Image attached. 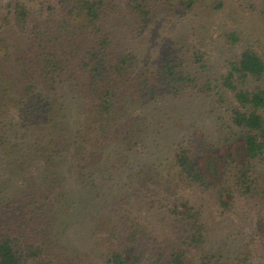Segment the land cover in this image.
Returning a JSON list of instances; mask_svg holds the SVG:
<instances>
[{"label": "trees", "instance_id": "1", "mask_svg": "<svg viewBox=\"0 0 264 264\" xmlns=\"http://www.w3.org/2000/svg\"><path fill=\"white\" fill-rule=\"evenodd\" d=\"M128 8L140 17L149 14L139 0H128ZM110 10L106 0H64L58 11L48 13H39L34 4L0 5V161L13 162L19 145L11 139L21 143L32 127L54 120L59 87L67 85L89 105L83 112L88 123L83 131L89 134L76 147L55 139L30 140L25 153L42 169L39 180L24 168L18 191L1 196L0 179V264L69 263L59 247V237L67 234L60 223L62 204L68 206L69 199L65 203L67 193L60 192L95 183L110 147L133 151L140 146L129 103L168 94L208 97L213 90L192 70L187 57L195 55L184 48L166 54L153 71L141 66L134 52L115 49ZM263 79L264 60L252 49L229 63L223 87L232 95L233 108L222 142L236 140L239 147L224 159L218 155L201 163L189 146L179 147L174 157L179 193L213 189L225 209L237 196L256 198L254 162L264 157ZM66 167L74 173L70 182L62 176ZM183 198L187 209L174 202L163 205L178 242L157 235L147 219H133L129 202L121 201L116 213L123 215L122 227L110 234L106 264H195L189 249L204 255L207 230L202 211Z\"/></svg>", "mask_w": 264, "mask_h": 264}, {"label": "rangeland", "instance_id": "2", "mask_svg": "<svg viewBox=\"0 0 264 264\" xmlns=\"http://www.w3.org/2000/svg\"><path fill=\"white\" fill-rule=\"evenodd\" d=\"M63 1L0 0V5L6 8L10 3L34 4L39 13H48L58 11ZM139 2L147 8L148 16L134 14L128 8V0H106L111 7L114 48L134 52L139 64L149 71L166 54H178L184 48L195 55L187 57L192 70L199 79L211 83L213 90L208 97L168 94L129 103L128 113L137 119L134 125L140 129L142 143L133 151L110 147L95 183L85 188L74 183L75 192H60L62 196L67 193L65 203L69 201L68 206L62 204L64 216L60 223L67 234L59 237V247H63L68 264H106L110 234L122 227L123 215L116 213L121 201L129 202L127 209L132 211L133 219H147L157 235L178 242L177 234L172 232V217L168 218L163 205L174 202L187 209L186 200L182 199L185 196L189 204L202 211L207 230L204 255L189 249L191 263L264 264V157L254 162L256 198L237 196L229 209L219 206L213 189L193 188L179 193L174 167L175 153L181 146H189L199 163L218 155L224 159L228 153L237 152L238 141L222 142L233 108L232 95L223 87V79L229 63L238 60L247 49L264 60V0ZM259 85L264 87V79ZM56 98L52 122L32 127L31 136L21 143L10 140L19 147L10 165L0 161V182L5 186L1 196H12L18 191L22 169L30 168L36 180L43 175L34 157L25 153L30 140L46 143L55 139L76 147L75 142L88 137V123L83 115L89 107L87 101L72 93L67 85L59 87ZM261 114L264 117V110ZM23 162L26 165L22 166ZM62 176L69 179L67 182L74 180L68 167Z\"/></svg>", "mask_w": 264, "mask_h": 264}]
</instances>
